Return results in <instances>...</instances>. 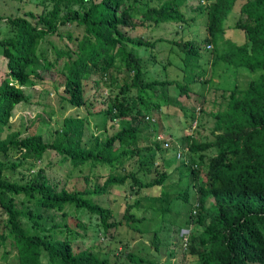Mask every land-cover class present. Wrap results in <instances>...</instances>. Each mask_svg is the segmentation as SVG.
Instances as JSON below:
<instances>
[{"label":"trees","instance_id":"1","mask_svg":"<svg viewBox=\"0 0 264 264\" xmlns=\"http://www.w3.org/2000/svg\"><path fill=\"white\" fill-rule=\"evenodd\" d=\"M185 1L156 0L149 5L146 0H51L49 7L37 13L28 10L4 18L8 31L0 36V53L5 65L0 77V126L7 122L13 105L26 100L22 86L40 77L39 73L31 71L37 61L44 69L53 68L54 74L60 75L61 89L57 91V84L53 85L59 98L79 106L84 103L82 79L89 74L96 75L95 82L110 78L117 58L124 72L110 103L100 110L111 118H131L103 139L95 136L91 146L80 143L83 120L70 116L62 119L61 137L52 140L32 129L23 133L13 130L0 138L2 154L15 148L21 157L40 158L45 149L51 148L73 166L87 161L109 167L100 184L90 189H67L57 188L40 167L27 180L9 179L4 175V168L11 169L16 163L4 165L0 157V209L5 214L3 226L6 228L5 234L0 229V245H5L6 236L10 238L15 264H42V254L46 256V264H109L105 257H99L89 248H79L71 245L67 238L55 237L53 230L60 224H48L52 217L46 211L54 209L66 214L65 208L73 206L95 213L103 229L119 223V220H108L109 208L92 199L90 194L103 193L110 185L125 181L129 188L134 186V190L160 185L168 172L164 167L158 168L163 165L155 159L154 153L161 159L163 155L159 152L165 149H173L174 156L182 158L189 167L193 202L188 206L185 225L194 222L199 228L190 227L182 232L185 238L181 242L187 253L194 256V264H264V0H239L237 17L232 23L245 34L239 43L223 37L221 26L236 0H209L196 5L197 8L202 6L207 18L209 38L202 39L204 44L221 39L224 45L218 55L222 61L258 73L247 80L244 87L234 85L227 90L223 103H219L221 106L211 110L210 138L197 140L188 135L189 138L179 144L171 138L152 139V144L146 145V154L140 151L143 147L138 142L150 131L140 133L138 123L155 119L150 113L142 114L137 110L131 115L127 92L129 89L152 92L154 84L172 80L145 81L140 57L126 44L152 45L153 42L133 37L123 28L134 26L131 12L136 10L140 12L141 22L182 21L181 6ZM142 3L144 8H139ZM66 24L81 26L82 30L76 35L69 30L60 31L59 26ZM51 34L64 37V45L51 43L53 53L49 58L45 47L39 45ZM181 47L191 50L190 39L184 38ZM177 86L180 92H185L186 82ZM193 116L191 113L189 118H195ZM156 128L158 126L152 133L155 136ZM165 141L168 144L163 146ZM207 148H213L214 153L198 163L189 155L194 152L202 157ZM134 157L138 161L137 170L126 168L125 162ZM187 193L186 187L173 194L186 199ZM16 197L21 198L23 207L16 206ZM136 203L137 199L133 204ZM130 206L124 207L123 220H141L142 217L130 211ZM165 209L166 205L161 208ZM62 225L66 227L67 223ZM152 235L155 246L156 230ZM5 250L0 256H4ZM126 255L134 258L130 251Z\"/></svg>","mask_w":264,"mask_h":264},{"label":"rangeland","instance_id":"2","mask_svg":"<svg viewBox=\"0 0 264 264\" xmlns=\"http://www.w3.org/2000/svg\"><path fill=\"white\" fill-rule=\"evenodd\" d=\"M50 1L0 0V36L8 31L5 17L23 14L28 10L37 13L43 7H49ZM207 1L209 0H186L181 6L184 14L182 21L141 22L139 10L132 11L131 19L134 26L123 28L133 37H141L153 42L152 45L126 44L128 49L140 57L145 81L152 78L172 80L166 84H154L152 92L134 89H129L127 92L126 98L130 103L131 115L132 111L137 110L142 114L150 113L155 119L154 121L151 120L152 118L144 117L147 122L138 123L140 133H144L147 129L150 131L146 138L138 142L143 147L140 149L141 153L146 154L148 150L146 145H151L152 139H162V137L169 139L170 132L177 133L179 137L184 130H187L191 132L194 139L210 138L212 123L210 112L218 106L217 101L213 104L212 101L218 99L220 102V91L225 93L234 85V87H244L247 80L254 78L258 73L257 70L227 65L222 61L218 55L221 46L224 45L221 39L218 38L213 43L208 40L210 47L204 46L202 39L209 38L205 23L207 18L202 6L197 8L196 5ZM146 2L153 5L156 0H146ZM239 2V0L234 2L221 24L222 36L236 43H239L245 35L242 29L232 25L237 17L236 9ZM144 5L142 3L139 8H144ZM59 29L60 31L69 30L72 35L79 34L82 30L81 26L73 24L61 25ZM184 38L190 39L191 50H184L181 47ZM51 43L62 46L64 37L56 34L46 35L40 42L39 46L45 47V53L49 58L53 53ZM212 44L214 48H211ZM4 70V58L0 53V77ZM31 71L39 73L40 77L22 86L26 100L13 105L7 122L0 126V138L13 130H20L23 133L24 130L32 129L41 133L45 139L52 140L61 137L62 119L70 116L83 120L80 143L91 146L95 136L101 140L105 135L113 133L122 122L131 120L129 116L111 118L106 112L100 110L110 103L112 95L118 88L119 77L124 72L123 65L117 58L114 60L110 78L95 82L96 75L89 74L82 79L84 103L79 106H73L59 98L53 85L57 84V91L60 90L61 79L58 73L54 74L53 68L44 69L41 62L37 61ZM184 82H186L185 92H180L177 84ZM191 113L195 119L189 118ZM157 126L158 130L155 129V133H158L155 136L152 133ZM172 143L173 141L170 140V145ZM159 153L163 155L161 159L157 158L158 153H154L155 159H159L163 165L158 168L164 167L168 172L160 185L154 184L134 190V186L129 188L128 181H125L110 185L109 190L103 193L90 194L92 199L109 208L108 220H119V223L103 229L98 216L83 208L67 206L66 214L48 209L46 212L52 217L48 224L50 222L60 224L53 230V235L67 238L73 246L89 248L99 257H105L109 264H119V262L194 264V256L187 253L186 247L183 248V242H181L185 238L182 232L190 227L194 230L199 228L194 222L187 227L185 225V221L188 220V206L193 202L189 167L181 160L182 158L174 156L173 149H165ZM212 153L214 149L207 148L203 150L202 157L194 152L189 155L198 163ZM20 154L15 148H9L5 154L0 152L4 165L16 163L11 169L4 168L5 177L24 181L40 167L57 188L63 186L67 189H90L100 184L109 172L108 165L99 162L92 164L86 161L73 166L67 159H61L60 154L51 148L45 149L40 158L21 157ZM124 165L126 168L137 170V158L126 161ZM186 187L188 192L186 199L175 195ZM20 199L16 197L15 204L23 207L24 203ZM135 199L137 203L134 205ZM127 204L131 205L130 211L135 216L142 217L141 220L128 222L123 220L121 214ZM165 205L167 209L161 210ZM4 219L5 214L0 209V229L5 234ZM193 219L195 220V217ZM63 222L67 223L66 227H63ZM153 230H156L158 239L155 246L152 244ZM3 249L7 252L4 256H0V264H15L14 247L8 236L5 238V245H0V252ZM127 251L134 254V258H129L126 255ZM138 257L142 259L139 260ZM41 261L42 264H46L44 254L41 255Z\"/></svg>","mask_w":264,"mask_h":264},{"label":"crops","instance_id":"3","mask_svg":"<svg viewBox=\"0 0 264 264\" xmlns=\"http://www.w3.org/2000/svg\"><path fill=\"white\" fill-rule=\"evenodd\" d=\"M225 93H227V92H225ZM225 93L224 92H222V91H220L219 92V98H220V102H219V100L218 99H214L213 101H212V104H213V102H215V101H217L216 103H218V106H217V108L218 107H220L219 106V103H223V97H224V95H225ZM224 94V95H223ZM217 108H215V109H217ZM212 110V109H211ZM170 134V138L174 141V142H176V144H179V143H184L187 139L186 138H189L188 137V135H191V132L190 131H187V130H184L183 131V133H182V135H180L179 137H177V133H174L173 132V134H171V132L169 133ZM172 136V137H171ZM192 136V135H191ZM182 138V139H181ZM180 141H182V142H180Z\"/></svg>","mask_w":264,"mask_h":264},{"label":"built area","instance_id":"4","mask_svg":"<svg viewBox=\"0 0 264 264\" xmlns=\"http://www.w3.org/2000/svg\"><path fill=\"white\" fill-rule=\"evenodd\" d=\"M204 46L205 47H210V43H205ZM167 144H168V141H165L163 146H166Z\"/></svg>","mask_w":264,"mask_h":264},{"label":"clouds","instance_id":"5","mask_svg":"<svg viewBox=\"0 0 264 264\" xmlns=\"http://www.w3.org/2000/svg\"><path fill=\"white\" fill-rule=\"evenodd\" d=\"M193 119H195V118H193ZM162 139H165V138L162 137ZM168 140H169V139H168ZM169 144H170V142H169Z\"/></svg>","mask_w":264,"mask_h":264}]
</instances>
